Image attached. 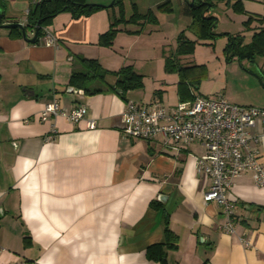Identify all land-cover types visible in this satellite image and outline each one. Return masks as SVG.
I'll return each mask as SVG.
<instances>
[{"label": "crops", "instance_id": "obj_1", "mask_svg": "<svg viewBox=\"0 0 264 264\" xmlns=\"http://www.w3.org/2000/svg\"><path fill=\"white\" fill-rule=\"evenodd\" d=\"M2 1V24L25 25L27 16L23 23L7 16V5L15 0ZM167 1L168 6L157 9ZM190 1L150 0L146 12L152 10L157 22L119 24L110 46L98 40L118 17L116 7L77 18L66 11L57 14L47 25L56 46L46 45L43 35L36 43L27 42L0 26V264H264V186L254 184L250 171L227 190L234 203V231L228 232L221 207L203 199L210 178L195 170V156L204 152L199 142L164 146L158 135L142 139L121 131L127 100L164 106L182 101L176 87V100L164 102L171 76H176L165 70L164 59L169 40L182 30L196 39L188 27L190 8L199 0ZM236 2L238 12L232 8ZM221 4L233 12L241 26L237 33L243 36L242 30L252 36L258 21L264 22V0ZM248 18L252 22L246 27ZM28 30L32 37L34 30ZM144 31L158 35L156 65L151 64L152 45L144 43ZM249 41L244 37V43ZM198 43L212 45L213 40ZM82 58L96 59L109 71L132 65L143 75V85L121 95L110 73L83 86L71 85V72L85 68ZM260 63L262 71L264 57ZM188 89L192 100L203 96ZM55 98L65 108L85 105L86 118L94 119L95 127L87 128L85 118L75 123L62 117L40 121L39 111ZM260 131L258 123L252 132ZM249 148L264 162L259 144L250 141ZM165 216L176 245L164 248L161 263L146 250L165 242Z\"/></svg>", "mask_w": 264, "mask_h": 264}, {"label": "built area", "instance_id": "obj_2", "mask_svg": "<svg viewBox=\"0 0 264 264\" xmlns=\"http://www.w3.org/2000/svg\"><path fill=\"white\" fill-rule=\"evenodd\" d=\"M29 1L34 5L41 0ZM42 31L44 43L56 46L57 39L48 26H44ZM86 114L85 105L65 108L55 98L44 104L38 118L40 121H52L62 117L72 123L85 118L86 127L92 129L95 121L86 118ZM121 122L125 137L150 139L158 135L164 146L177 147L199 142L204 152L195 156V170L198 175L210 178L203 199L221 207L227 218L226 230L234 231V203L227 196L234 179L250 171L254 184L264 186V162H260L256 151L249 148V142L253 141L264 150V107L232 103L222 96H200L171 106L158 101L145 104L127 100ZM258 123L261 131L253 133L252 129ZM52 136L50 134L46 138Z\"/></svg>", "mask_w": 264, "mask_h": 264}, {"label": "trees", "instance_id": "obj_3", "mask_svg": "<svg viewBox=\"0 0 264 264\" xmlns=\"http://www.w3.org/2000/svg\"><path fill=\"white\" fill-rule=\"evenodd\" d=\"M226 0H199L194 3L190 8L191 10V22L188 29L193 30L196 34V39L192 40L186 37L185 30H182L176 37L177 45L174 52L165 54L164 67L168 72H177L179 74L178 93L182 101L192 100V96L189 92L188 86L190 81L193 84H198L202 78L207 76V68L204 64H191L182 66L179 62L180 56L192 54L196 44L199 40H214L217 33L213 31L216 26V16L207 14V11L212 9L216 3ZM169 5V1L164 2L157 6V9L164 8ZM119 7V15L114 18L109 28L99 36L98 43L101 46H110L119 31L117 28L119 24H138L142 25L144 22L156 23L157 19L152 10L146 13H140L133 11L128 17L124 13L123 0H116L113 6ZM108 8L106 6L90 3L87 0H41L39 3L31 5L27 14V21L25 28L34 30L38 20H41V26L38 32L40 37L43 33L42 29L51 23L52 19L59 13L66 11L71 14L72 17L77 18L82 15H89L92 12ZM232 8L235 11H240L239 3H233ZM5 21L4 16V3L0 0V24ZM252 22L251 18L244 21V25L248 27ZM259 26L253 32L251 39L248 43H244V36L240 33L230 34L226 33L228 37V43L225 48V57L227 60L232 59L234 56L238 60L254 61L257 56L264 57V22L258 21ZM11 31L16 33L17 36H21L20 29L13 25ZM129 33H138V30H127ZM82 62L85 64V68L79 71H72L70 75L69 83L71 85L83 86V84L90 78H104L106 74H113L116 77L115 86L117 90L124 95L127 91L137 89L143 85V75L137 72L132 65H124L118 70L109 71L103 69L96 59L82 58ZM114 86V87H115ZM90 93H96L102 91L100 88L87 89ZM158 201H153V206H157ZM264 208V207H262ZM165 242L163 244H152L147 248V255L150 259L163 263L165 261V247L170 248L176 245V236L169 230L167 226V218L165 216Z\"/></svg>", "mask_w": 264, "mask_h": 264}, {"label": "rangeland", "instance_id": "obj_4", "mask_svg": "<svg viewBox=\"0 0 264 264\" xmlns=\"http://www.w3.org/2000/svg\"><path fill=\"white\" fill-rule=\"evenodd\" d=\"M29 0H15L7 5V16L14 17L18 22H24L27 16L26 8L30 6ZM101 2L110 3L112 0H100ZM192 1V0H191ZM190 1V3H191ZM150 0H123L125 16H129L133 11L146 12V6ZM94 3V2H90ZM119 14V7H116ZM208 14H212L217 18V24L214 26L213 31L218 34L213 40L212 45L197 43L192 55L180 56L179 62L182 66L204 63L208 67V76L202 78L198 84H193L190 81V88L195 94H201L206 97H224L227 100L238 103H245V105H261L264 106V70L261 71L259 65L260 57L257 56L254 61L238 60L234 56V60H227L225 57V48L228 43L227 32L237 33L241 31L240 23L234 18L233 12H227L223 9V4L218 2ZM9 18V17H8ZM12 20V19H11ZM128 25V24H127ZM129 24L128 26H133ZM148 25V24H147ZM228 30V31H227ZM246 41L250 40V34L242 30ZM30 33V29L28 30ZM156 32L147 33L143 32L146 38L144 43L152 45L150 54L154 57L151 61L152 65L157 62V34ZM167 46L168 54L174 52L176 47V38L169 40ZM161 47V46H160ZM156 56V57H155ZM146 70V69H143ZM176 75L169 81L165 92L164 102L176 100V87H178L179 74L171 72ZM259 77L262 79H259ZM175 82V84L173 83ZM230 101V100H229ZM240 101V102H239ZM163 102V103H164Z\"/></svg>", "mask_w": 264, "mask_h": 264}, {"label": "water", "instance_id": "obj_5", "mask_svg": "<svg viewBox=\"0 0 264 264\" xmlns=\"http://www.w3.org/2000/svg\"><path fill=\"white\" fill-rule=\"evenodd\" d=\"M194 1H195V0H192L190 4L192 5V4L194 3ZM115 2H116V0H112V1H111L109 4H107V5L99 4V3H95V4L102 5V6H106V7H110V6H113ZM210 10H211V9H210ZM210 10H209V11H210ZM216 23H217V20H216ZM13 25H16V26L20 29V31H21V33H22V37L25 39V41L30 42V43H36V42L38 41V38H39V36H38V32H39V29H40V26H41V20H38V21H37L36 26H35V28H34V32H33L32 37H29V36H28L25 26L22 25L21 23H7V24H0V26H4V27H8V28H11ZM259 79H261V78L259 77ZM261 80H262V79H261ZM262 84H264V82H262ZM163 196H164L163 194H160V195L158 196V199L163 200Z\"/></svg>", "mask_w": 264, "mask_h": 264}]
</instances>
